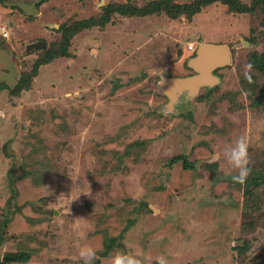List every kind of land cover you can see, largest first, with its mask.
<instances>
[{
	"label": "rangeland",
	"instance_id": "374dc122",
	"mask_svg": "<svg viewBox=\"0 0 264 264\" xmlns=\"http://www.w3.org/2000/svg\"><path fill=\"white\" fill-rule=\"evenodd\" d=\"M33 1H0V87L29 78L69 28L101 24L73 32L69 56L40 66L29 90L0 89V259L83 264L79 249L91 247L93 264L121 252L143 264H264V74L253 63L264 56V1L194 15L200 0H41L33 16L7 3ZM155 2L148 14L118 11ZM191 42L227 45L231 61L175 100L163 79L196 74ZM242 135L250 194L214 160ZM178 155L192 167L170 166Z\"/></svg>",
	"mask_w": 264,
	"mask_h": 264
},
{
	"label": "trees",
	"instance_id": "16d2710c",
	"mask_svg": "<svg viewBox=\"0 0 264 264\" xmlns=\"http://www.w3.org/2000/svg\"><path fill=\"white\" fill-rule=\"evenodd\" d=\"M1 2H3L4 0H0ZM216 1H222L224 3L229 4L232 8L238 10V11H254V4L251 6H241L240 1L238 0H200L199 2L194 3L193 5H191V8L188 9V13L190 15H194L198 12L201 11L202 7L207 6L209 4H212L213 2ZM264 0H261V2H263ZM161 2H155L153 4H151L149 6V8H137V7H126V6H120L119 7V12L121 14H127V15H142V14H148L153 12V10H155V8L159 7L161 8L162 5ZM38 4V8H39ZM17 7V6H16ZM18 9H20L19 7H17ZM21 10V9H20ZM23 11V10H22ZM111 12V11H110ZM175 16V15H174ZM173 16V17H174ZM105 18H103L104 20ZM104 23V21H102V24ZM97 24H101L100 21L91 19L89 21H84L79 23L78 25H76V28H69V30L67 31V33H65V35L63 36V40L61 45H58L56 47V49H54V51H52L49 54H46V56H43L42 58L38 59V61L36 62V65L34 66V71L32 74H30L26 79H23V77L20 79V81L18 82L17 85H15V87L10 88L8 86H1V88H8L10 90V93L13 95H19L22 91L24 90H29L31 88L32 85V80L33 78L38 74V69L40 66L51 62L54 58H57L59 56H63V57H68L69 56V47L71 45V35L73 34V32L77 31L80 27H92L95 26ZM196 53V51L194 52ZM254 65L257 67V70L262 72L264 74V56H261V58H258V56L255 58L254 60ZM1 91V90H0ZM183 162V165L186 168H190L192 167V164H190V162L187 160V158L183 155H178L173 157L170 162L169 165L173 166L174 164L178 163V162ZM251 173H254V171L252 170ZM253 178V177H252ZM259 176L254 177L253 181L254 182H258ZM251 180V177H248L247 179V190L245 194H250L248 193L249 191H251L252 189H250L249 186V181ZM254 182H250L253 183ZM255 186V185H254ZM121 237H113L112 239H110L109 241H106L104 243V252H102L100 254V258L103 256H106L109 254L110 250L113 248L114 244H118V242L120 241ZM31 253L28 252H10V253H6L2 259H0V264H22V263H26L31 259ZM99 261H97L95 264H98Z\"/></svg>",
	"mask_w": 264,
	"mask_h": 264
},
{
	"label": "water",
	"instance_id": "95a60500",
	"mask_svg": "<svg viewBox=\"0 0 264 264\" xmlns=\"http://www.w3.org/2000/svg\"><path fill=\"white\" fill-rule=\"evenodd\" d=\"M40 1L41 0H35L29 4L21 2L7 3L19 7L24 11L26 15L33 16L40 13V10L38 8V3ZM42 45L44 46L45 43L43 42ZM35 46L39 47L38 44H36ZM204 46H209L210 49H217L215 50V53H217V59H214L215 62L210 66H207V68L203 66V64L199 60L202 57V48ZM196 53L197 56L191 59L189 64L194 69V71H196L195 75L187 77H166L163 79V86L175 100H177L179 97L178 94H176L177 90L191 89L199 91L200 88L205 84L216 83L218 79L213 75V71L221 66L229 64L231 61V53L227 45L201 44L199 47H197ZM208 73L211 74L209 75ZM207 74L209 75L208 77H210V80L204 78V75Z\"/></svg>",
	"mask_w": 264,
	"mask_h": 264
},
{
	"label": "clouds",
	"instance_id": "9594fccd",
	"mask_svg": "<svg viewBox=\"0 0 264 264\" xmlns=\"http://www.w3.org/2000/svg\"><path fill=\"white\" fill-rule=\"evenodd\" d=\"M248 68L250 69L251 65H248ZM0 115L3 114L0 113ZM248 147V138L242 135L233 143L226 145L222 152L214 157V160L222 159L235 171L236 174L231 177L233 183L244 184L251 175L252 161ZM96 256V251L91 247H81L79 249V257L83 264H93ZM112 264H143V262L131 254L121 252L112 258ZM157 264H167V261L163 257H159L157 258Z\"/></svg>",
	"mask_w": 264,
	"mask_h": 264
},
{
	"label": "bare ground",
	"instance_id": "6f19581e",
	"mask_svg": "<svg viewBox=\"0 0 264 264\" xmlns=\"http://www.w3.org/2000/svg\"><path fill=\"white\" fill-rule=\"evenodd\" d=\"M215 50L217 49H210L209 46H204L202 48V57L199 60L203 64V66H205L206 68L207 66H210L211 64L215 62L214 59H217V53H215ZM208 74L210 75L211 73H208ZM208 74L204 75V78L210 80V77H208L209 76Z\"/></svg>",
	"mask_w": 264,
	"mask_h": 264
},
{
	"label": "built area",
	"instance_id": "2783aa9c",
	"mask_svg": "<svg viewBox=\"0 0 264 264\" xmlns=\"http://www.w3.org/2000/svg\"><path fill=\"white\" fill-rule=\"evenodd\" d=\"M1 33H2V35H3L4 37H7V38H8L9 35H10L9 31H7L6 29H3V30L1 31ZM188 50H190L191 52H195V51L197 50V47H196L195 43H193V42L189 43V44H188Z\"/></svg>",
	"mask_w": 264,
	"mask_h": 264
},
{
	"label": "crops",
	"instance_id": "0c3cea01",
	"mask_svg": "<svg viewBox=\"0 0 264 264\" xmlns=\"http://www.w3.org/2000/svg\"><path fill=\"white\" fill-rule=\"evenodd\" d=\"M191 52V51H190Z\"/></svg>",
	"mask_w": 264,
	"mask_h": 264
}]
</instances>
